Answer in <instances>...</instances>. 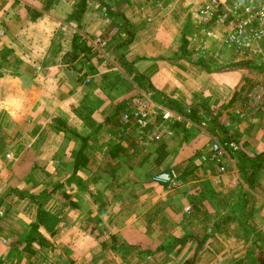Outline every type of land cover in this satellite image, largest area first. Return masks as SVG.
I'll list each match as a JSON object with an SVG mask.
<instances>
[{"label": "crops", "instance_id": "0c3cea01", "mask_svg": "<svg viewBox=\"0 0 264 264\" xmlns=\"http://www.w3.org/2000/svg\"><path fill=\"white\" fill-rule=\"evenodd\" d=\"M47 1L0 0V264H264V72L200 57L201 44L214 57L221 47L190 30L204 0H102L124 16L131 42L98 0L77 20L78 0L43 12ZM84 35L102 37L141 83L129 105L147 96L184 116L165 123L171 136L147 143L131 125L115 136L108 114L84 102V69L72 67ZM217 127L239 150L222 173L198 166ZM79 151L87 164L74 172ZM236 192L246 200L229 203ZM38 214L45 244L27 242Z\"/></svg>", "mask_w": 264, "mask_h": 264}, {"label": "built area", "instance_id": "2783aa9c", "mask_svg": "<svg viewBox=\"0 0 264 264\" xmlns=\"http://www.w3.org/2000/svg\"><path fill=\"white\" fill-rule=\"evenodd\" d=\"M193 16L202 36L206 38L219 36L222 47L236 53L239 51L240 55L244 56L239 58L241 61L254 60L252 59L254 55L251 58L247 56H250V52H255L264 68V0H204L193 10ZM86 41L87 46L93 51H100L105 44L100 37L86 38ZM196 51L208 54V47L201 44ZM144 99L147 101L148 97L144 96ZM145 100L140 98L134 100L132 106L127 104V109L121 116V123L135 126L137 137L142 138L144 142H160L163 136L172 135L171 127L165 123L173 124L184 120V116L171 108L147 105L144 103ZM158 118H160L158 128L150 131V126H154ZM228 145L233 151L238 149L233 141ZM207 146L208 153L199 157V164L209 161L223 172L225 168L221 156L226 155L225 150L213 141ZM154 181L168 188L173 186L172 178L168 174L156 175Z\"/></svg>", "mask_w": 264, "mask_h": 264}, {"label": "rangeland", "instance_id": "374dc122", "mask_svg": "<svg viewBox=\"0 0 264 264\" xmlns=\"http://www.w3.org/2000/svg\"><path fill=\"white\" fill-rule=\"evenodd\" d=\"M54 1L55 0H48L47 3L51 2V5H52V3H54ZM98 1L100 2V3L98 2L99 3L98 4L99 9H103L105 12V8H104V6H106L105 1L104 2L102 0H98ZM78 4H79V0H78ZM51 5H50V7H51ZM45 7L42 10L43 12H47L44 10ZM50 7H49V9H50ZM26 9L31 10V8H26ZM31 12L32 11H30V13ZM36 13L40 14L39 12L35 11V12H33V15H34L33 17H36L35 16ZM189 21H190L189 27H190L191 32H192V29H193V33H194V29L197 30V32H198V30H200V28L198 26L197 21L194 18L193 19L189 18ZM81 37H82V40H81L82 43L81 42L77 43V44L75 43L77 45L76 57H79V59L75 62H77L78 64L76 63V65L74 64L72 67L74 69H77V67L80 65V67L77 70L81 71L82 68L84 69V73L81 75L82 76L81 79L83 80V83L88 86L89 90L87 92L88 94L85 97H83V100L88 106H90L92 108H96L97 110H100V111H105L106 112L105 114H108L110 120H112V122H113L112 127H115V128H111V129L114 130L115 136H117V135L121 136L120 134H122V133L119 132V128L123 127V125H124V124L122 125V123H121V116H122L123 112L127 109V104H128V100L131 97V93L133 94L135 92V90L138 91V89H140V87H141L140 86L141 83L138 82L133 77V75L131 74L130 68H128L125 64H120V62L118 60L119 59L118 57H121L119 55L120 53L118 54L117 52H114V55L111 53H109V54L105 53L103 51L105 44L102 48H100V51L90 50V47H88L86 44V42H87L86 38L92 39V37L91 36H85V35L81 36ZM100 38H101V40H103L102 37H100ZM245 55H247V54H245ZM69 56L72 57L74 55H72V53H71V55H69ZM204 56H206V57H204ZM252 56H253L252 59H254V60L241 61L239 58L244 57V56H241L239 51L237 53L232 52L230 50H226L221 45L219 52H218L216 57L211 56L207 53H206V55L203 54L200 57L205 58L208 61L212 60V58H213L214 59L213 62H215V63L219 62V60H222L221 62L227 63V65H228L227 67H229V70H230V68L234 67V64L237 65V64H240L239 62H241L244 64H251V66L256 67L259 72H261V73L264 72V68L259 62L258 55H256L255 52L252 51V52H250V56H247V57L251 58ZM244 66H246V65H244ZM80 71H79V73H80ZM105 116H107V115H105ZM26 118H27V121H21V123H27L28 122L30 127L32 126V128H33L34 123H36V122H34L35 120L32 119L31 115H27ZM196 122L199 123L200 119ZM200 123L206 124L207 121L206 122L202 121ZM220 126H222V125L220 124ZM222 127H217L220 130V138L216 137V139H213V142L218 143L220 145V147L223 148V150H225L226 155L221 156L222 157L221 161L223 162L224 168H226L227 166H226L225 162L228 158L227 157L228 152L233 151L229 147L228 143L230 141L235 142V140H233L232 138H229V137L228 138L225 137L224 136L225 133H222V129L224 127L223 128ZM116 128H118V131L115 130ZM207 128H208V124H207ZM224 129H226V128H224ZM223 132H226V131L224 130ZM67 134H69V133H67ZM122 135H124V134H122ZM221 140H222V142H221ZM238 151L239 150L237 149V150H234L233 152L239 153ZM239 155H238V157H242L241 155L240 156ZM198 166H200L202 169L207 170V171H213V172L215 171V172L222 173L219 171V167H217L216 164L209 162V161L202 162ZM225 171H226V169H225ZM245 200H246V198L244 197V195H241L240 193L236 192V193L230 195L229 199L227 201L229 203H235L236 201L244 202ZM225 212L227 213L229 211L227 209H225ZM216 214L218 216L216 218H214L215 222H217V220H219V217H220L219 212H217ZM210 226H208V228H210ZM213 227L214 226L212 225L211 228H213Z\"/></svg>", "mask_w": 264, "mask_h": 264}, {"label": "trees", "instance_id": "16d2710c", "mask_svg": "<svg viewBox=\"0 0 264 264\" xmlns=\"http://www.w3.org/2000/svg\"><path fill=\"white\" fill-rule=\"evenodd\" d=\"M50 5H51V2H48L44 10L48 11ZM86 5H87V0H79V4L77 5V10L75 12V13H77L76 14V20L77 19H81V16H82V14H83V12H84V10L86 8ZM104 8H105V15L107 16V18H111L112 22H113L114 26L117 28V30L119 32H121V33H124L128 37V41L127 42H131V40L133 38V32H131L130 29L128 28L129 26H128L124 16L112 11L107 6H104ZM35 16L39 17L40 14L36 13ZM121 45H125V43L123 42V43H121ZM186 45H187L186 42H184V46H186ZM74 50L77 51V45L76 44H75ZM242 65H247V64L243 63ZM234 67H236V64L234 65ZM134 78L137 80L136 77H134ZM190 114H191V112H190ZM52 128L55 129L58 132L69 133L75 139L76 138L79 139L81 141V143L84 142V138L80 137L75 131L69 129L65 124L60 123L59 120H53L52 121ZM163 148H164L163 146H160V148L157 149V153H158V157L159 158H163L165 156ZM158 162H159V160L157 159V163ZM86 164H87L86 156L83 154L82 151L77 152L76 159H75V165H74V169H73L74 172H76V170L81 168V167H85ZM46 197H47V195H46ZM31 199L35 201L34 197H32ZM41 199H44V198L42 197ZM37 204H38V207L40 208L41 204L39 203L38 200H37ZM40 220H41V217L38 214L37 222H35L31 226L32 231H31V233L28 236L27 242H32L34 240H37L40 244H45V241L43 240V237L40 236L38 234V232H37V229H38V226H39L38 223L40 222ZM113 243H114L113 244V246H114L116 244L114 240H113ZM194 257L190 261L185 262L184 264H195V258Z\"/></svg>", "mask_w": 264, "mask_h": 264}, {"label": "clouds", "instance_id": "9594fccd", "mask_svg": "<svg viewBox=\"0 0 264 264\" xmlns=\"http://www.w3.org/2000/svg\"><path fill=\"white\" fill-rule=\"evenodd\" d=\"M3 103H8V101H4Z\"/></svg>", "mask_w": 264, "mask_h": 264}]
</instances>
